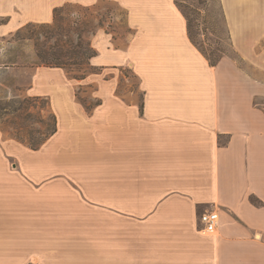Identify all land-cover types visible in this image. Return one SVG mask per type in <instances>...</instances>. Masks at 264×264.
Returning a JSON list of instances; mask_svg holds the SVG:
<instances>
[{
    "label": "crops",
    "instance_id": "1",
    "mask_svg": "<svg viewBox=\"0 0 264 264\" xmlns=\"http://www.w3.org/2000/svg\"><path fill=\"white\" fill-rule=\"evenodd\" d=\"M100 1L127 31L96 35L92 62L128 69L142 99L103 97L87 126L73 121L102 140L104 167L97 194L70 207L62 183L32 173L31 154L0 132V264H264V0H219L233 56L215 65L175 0H0V50L66 4ZM144 202L154 209L127 210ZM206 211L218 215L212 234Z\"/></svg>",
    "mask_w": 264,
    "mask_h": 264
},
{
    "label": "rangeland",
    "instance_id": "2",
    "mask_svg": "<svg viewBox=\"0 0 264 264\" xmlns=\"http://www.w3.org/2000/svg\"><path fill=\"white\" fill-rule=\"evenodd\" d=\"M184 10L194 40L209 57L233 56L219 0L185 3ZM123 20L124 12L112 3L100 1L94 7L66 4L56 10L52 22L26 26L11 38V45L0 50V132L31 154L32 173L40 167L46 174L41 180L62 183L66 207H70L67 201L71 197L97 194L98 175L104 167L102 140L97 148V142L89 140L92 133L72 130L73 121L82 120L79 125L87 126L83 117L101 105L103 97L142 99L132 72L122 68L102 71L91 58L97 54L96 35L112 34L113 39L126 35ZM38 56L51 67L41 65ZM54 118L57 125L58 120L65 125L66 138L62 130L49 135ZM91 205L81 203L79 209ZM135 209L146 213L154 209V203L128 204V211Z\"/></svg>",
    "mask_w": 264,
    "mask_h": 264
},
{
    "label": "trees",
    "instance_id": "3",
    "mask_svg": "<svg viewBox=\"0 0 264 264\" xmlns=\"http://www.w3.org/2000/svg\"><path fill=\"white\" fill-rule=\"evenodd\" d=\"M195 1H198V2H203V1H207V0H175V5H176V7L179 9V11L182 13V15H183V17L185 18V20H186V23H187V33H188V37H189V39H190V41H191V43L201 52V54L208 60V62L211 64V65H215L217 62H218V60L220 59V57L221 56H218V57H216V58H211V57H209L208 55H207V53L201 48V46L200 45H197V43H196V41L194 40V37H193V35H192V33H191V30H190V21H189V18H188V16H187V14H186V12H185V10H184V4L185 3H191V2H195ZM219 8H221L220 7V3H219ZM221 11V10H220ZM56 12V11H55ZM55 12H54V15H55ZM221 16H222V14H221ZM222 19H223V17H222ZM227 39H228V35H227ZM96 54H93L92 56H91V58L92 57H94ZM38 58H39V60L41 61L40 63H41V65H44V66H49V67H51V64L50 63H46L45 61H43V56H38ZM56 67H58V66H56ZM40 99V98H38V97H34V99ZM10 113H13V112H10ZM15 113V112H14ZM8 116H9V114H7ZM11 115V114H10ZM14 117H15V115H14ZM17 118V117H16ZM56 130H57V122L55 121V118H54V128L53 129H50V132H49V135L51 136V135H53L55 132H56ZM48 135V136H49ZM45 136V138L47 139V137H46V134L44 135ZM49 136V137H50ZM48 137V138H49ZM46 139L42 142V143H44L45 141H46ZM40 142V143H41ZM39 143V144H40ZM42 143L39 145V146H41L42 145ZM32 150H35V149H38L37 147L36 148H31Z\"/></svg>",
    "mask_w": 264,
    "mask_h": 264
},
{
    "label": "built area",
    "instance_id": "4",
    "mask_svg": "<svg viewBox=\"0 0 264 264\" xmlns=\"http://www.w3.org/2000/svg\"><path fill=\"white\" fill-rule=\"evenodd\" d=\"M202 230L207 234H212L218 223V215L215 211H206L199 216Z\"/></svg>",
    "mask_w": 264,
    "mask_h": 264
}]
</instances>
